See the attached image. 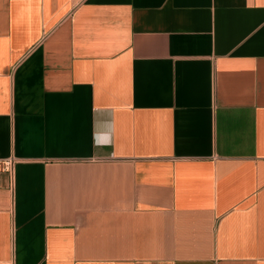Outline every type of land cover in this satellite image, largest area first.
Returning <instances> with one entry per match:
<instances>
[{
  "label": "crops",
  "instance_id": "0c3cea01",
  "mask_svg": "<svg viewBox=\"0 0 264 264\" xmlns=\"http://www.w3.org/2000/svg\"><path fill=\"white\" fill-rule=\"evenodd\" d=\"M0 264H264V0H0Z\"/></svg>",
  "mask_w": 264,
  "mask_h": 264
},
{
  "label": "built area",
  "instance_id": "2783aa9c",
  "mask_svg": "<svg viewBox=\"0 0 264 264\" xmlns=\"http://www.w3.org/2000/svg\"><path fill=\"white\" fill-rule=\"evenodd\" d=\"M13 167H14V161L13 160H7L5 162L4 168L10 172H13Z\"/></svg>",
  "mask_w": 264,
  "mask_h": 264
}]
</instances>
